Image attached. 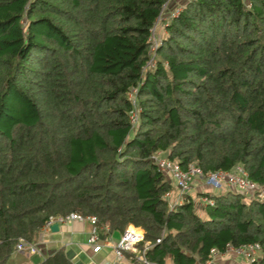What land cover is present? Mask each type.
Masks as SVG:
<instances>
[{"label": "trees", "instance_id": "1", "mask_svg": "<svg viewBox=\"0 0 264 264\" xmlns=\"http://www.w3.org/2000/svg\"><path fill=\"white\" fill-rule=\"evenodd\" d=\"M169 1L0 0V264L72 212L141 228L150 264L250 243L264 264V0H188L173 17ZM157 152L183 170L240 166L258 188L170 208ZM38 264L73 263L56 249Z\"/></svg>", "mask_w": 264, "mask_h": 264}, {"label": "built area", "instance_id": "2", "mask_svg": "<svg viewBox=\"0 0 264 264\" xmlns=\"http://www.w3.org/2000/svg\"><path fill=\"white\" fill-rule=\"evenodd\" d=\"M170 2L171 1L165 2L162 8H168L167 3ZM177 6H175L172 11L170 10L169 15L171 17L177 15L180 11L178 9L181 6L179 8ZM164 19V15L159 16L157 18L156 24ZM156 24L151 29V57L146 64V66L150 67L155 65L154 55L156 48L160 43V40L158 41L153 37ZM135 91L136 88H132L129 95L132 97L133 103L136 107V102L133 96ZM137 116V108H135V110L131 111L130 114V121L133 126L137 122ZM152 159L157 164L159 170L163 172L169 179H171L176 186L177 193L174 196L172 195L173 189L164 194V198L167 200L170 208H174L186 202L190 198L189 192L191 188L195 182L199 180L203 181L205 185L211 189L217 190L227 187L248 194L249 196H253L258 188L257 184L250 181L246 172L240 166H237L231 172L216 171L203 173L199 167L193 164L189 165L186 170H183L177 162H172L166 157H163L162 152H157ZM259 196L262 197L263 193H260ZM200 200L202 204L205 205H213L214 203L213 199L203 195H201ZM71 220L89 222L90 231L86 237V243L90 245L95 251H101L105 246H107L112 249L115 257L123 261L125 264H150L149 259L146 257V251L152 246V243L150 241L144 240L143 231L141 233H137L127 227L122 233H120L116 240H111L110 234L107 233L109 231V227L107 225H99L98 220L94 215L83 216L80 213L72 212L65 216L50 217L45 222L42 230L47 229L54 222L64 223ZM157 241H159V239H157ZM16 249L17 251H27L28 253L33 254L36 251V244L20 241L16 245ZM259 252L260 246L257 243L241 244L239 246L227 245L224 252H219L215 248L211 249L213 258L212 261H215L216 257H222L226 254H233L235 256L244 258L248 264L258 259ZM212 261H208L207 264H210ZM103 264L113 263L106 261Z\"/></svg>", "mask_w": 264, "mask_h": 264}, {"label": "crops", "instance_id": "3", "mask_svg": "<svg viewBox=\"0 0 264 264\" xmlns=\"http://www.w3.org/2000/svg\"><path fill=\"white\" fill-rule=\"evenodd\" d=\"M213 190L205 185L203 181H196L190 190V197L194 200L201 192ZM177 190L173 192L174 196ZM50 227V226H49ZM43 229L38 235L36 251L33 254L27 251H17L13 260L16 264H38L44 257L56 249H63L73 264H103L110 261L113 264H125L117 259L110 247L105 246L101 251H95L86 243V237L90 231V224L87 221L71 220L59 223V229L52 231L50 228ZM137 229L139 227H134ZM141 230V229H140ZM142 231V230H141ZM120 233L110 234L111 240H116ZM215 261L222 264H248L242 257L226 254L216 257Z\"/></svg>", "mask_w": 264, "mask_h": 264}, {"label": "rangeland", "instance_id": "4", "mask_svg": "<svg viewBox=\"0 0 264 264\" xmlns=\"http://www.w3.org/2000/svg\"><path fill=\"white\" fill-rule=\"evenodd\" d=\"M175 2H176V5L175 6H177L178 4V8L181 6V7H183L182 5H184L186 2H187V0H175ZM246 2H247V0H246ZM170 4L171 3H167V6H168V10L170 9L171 11L173 10V8L170 6ZM181 7L178 9V10H181ZM159 23V22H158ZM158 23H157V25L155 26V29H154V38L155 39H157L158 41L160 40L161 41V39H162V36H163V33H164V30H162V25H161V23L158 25ZM151 46H152V44L150 45V50H151ZM156 63V62H155ZM174 191H176V186H175V184H174ZM215 191V190H214ZM197 195H199V194H197ZM200 197L201 196H196V198H194V201H195V209H196V211L198 212V213H201V209H203V204H201V200H200ZM251 197V196H250ZM200 201V202H199ZM130 227H132V225H129L128 226V228L130 229ZM139 229H141V228H139ZM142 230V229H141ZM143 231V230H142ZM141 231V232H142ZM144 232V231H143ZM233 255V254H232ZM235 256V255H234ZM241 258V257H240ZM244 259V258H243ZM245 260V259H244ZM246 261V260H245Z\"/></svg>", "mask_w": 264, "mask_h": 264}, {"label": "water", "instance_id": "5", "mask_svg": "<svg viewBox=\"0 0 264 264\" xmlns=\"http://www.w3.org/2000/svg\"><path fill=\"white\" fill-rule=\"evenodd\" d=\"M52 231H57L59 229V223L58 222H54L50 225L49 227ZM213 264V263H211Z\"/></svg>", "mask_w": 264, "mask_h": 264}, {"label": "bare ground", "instance_id": "6", "mask_svg": "<svg viewBox=\"0 0 264 264\" xmlns=\"http://www.w3.org/2000/svg\"><path fill=\"white\" fill-rule=\"evenodd\" d=\"M132 228H133V226H132ZM135 229V228H134ZM131 230V229H130ZM135 230H139V231H135ZM135 230H132V231H134V232H137V233H141V230L139 229V228H137V229H135Z\"/></svg>", "mask_w": 264, "mask_h": 264}]
</instances>
